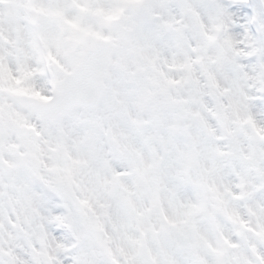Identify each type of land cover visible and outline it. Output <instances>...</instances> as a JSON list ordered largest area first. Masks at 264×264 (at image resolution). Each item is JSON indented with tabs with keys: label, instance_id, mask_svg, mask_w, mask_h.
<instances>
[{
	"label": "snow or ice",
	"instance_id": "1",
	"mask_svg": "<svg viewBox=\"0 0 264 264\" xmlns=\"http://www.w3.org/2000/svg\"><path fill=\"white\" fill-rule=\"evenodd\" d=\"M0 264H264V0H0Z\"/></svg>",
	"mask_w": 264,
	"mask_h": 264
}]
</instances>
